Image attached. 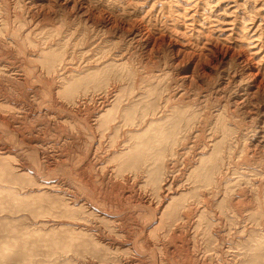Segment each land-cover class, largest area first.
<instances>
[{
	"label": "rangeland",
	"instance_id": "obj_1",
	"mask_svg": "<svg viewBox=\"0 0 264 264\" xmlns=\"http://www.w3.org/2000/svg\"><path fill=\"white\" fill-rule=\"evenodd\" d=\"M3 48L15 52L7 55L15 65L26 60L33 79L28 87L33 84L46 97L52 83L68 107L84 96L112 94L113 100L119 90L100 113L115 118L109 138L102 136L103 128L96 137L85 125L78 129L69 117L74 136L62 145L77 154L78 165L91 145L102 142L103 159L92 171L98 194L114 197L119 183L146 194L149 206L133 210L153 237L157 219L186 223L183 211L194 209V226L184 228L199 242L201 259L262 263L264 86L252 82L238 54L241 48L251 55L260 50L253 57L264 79V0H0L1 53ZM225 51L235 55L216 67L215 57ZM3 71L0 87L33 97ZM169 98L170 109L164 104ZM0 112L20 117L32 129L45 127L42 117H25L14 103L0 101ZM178 118L184 124L172 125ZM25 154L38 165L37 151ZM16 162L0 153V264H107L125 254L90 229L100 224L120 234L109 216L43 187L47 173L20 171ZM107 164L116 170L107 171ZM55 172L89 194L69 166Z\"/></svg>",
	"mask_w": 264,
	"mask_h": 264
},
{
	"label": "bare ground",
	"instance_id": "obj_2",
	"mask_svg": "<svg viewBox=\"0 0 264 264\" xmlns=\"http://www.w3.org/2000/svg\"><path fill=\"white\" fill-rule=\"evenodd\" d=\"M8 23H10V21ZM6 28V31L8 32L10 30V26ZM4 50L5 49L3 48V51ZM241 50H239L240 52L238 54V59L242 63L246 64L247 72L245 73H247V75L252 78V82H254V84L258 88H263L264 79L260 78L261 75H263L262 69L260 67L261 65L259 64L260 62L256 61L253 57V55H256V52L260 50L254 51L252 55L248 54L246 50H243L242 52ZM13 52L10 50H5V52L2 53L0 52V68L3 69V72H5V74L8 76L12 74V78L14 79V81H16L15 84L22 83L26 85V88H29L33 92V97L30 98V96H26L24 94L21 96L19 93L22 94V91L19 90L17 87L16 90H18H14L15 93L19 91V95H12L7 89L0 87V101H6L10 104L14 103L15 107L17 106L18 109L23 110V116L25 117L30 115H37L38 117H42L45 121V127H38L32 129L30 125L28 126L25 120H21L20 117H9L7 114L0 112V153L3 156L15 157V159L17 160L16 163L20 171L33 173L32 175H35L37 177L44 176L43 173H47L49 176L46 174L48 177L46 178L47 180L45 181V183H43V187L64 191L71 203H81L88 209L109 216L112 225L117 228V233L120 234H114L108 231L106 227L100 224H94L90 228L96 234L98 240L104 242L109 248L115 250L125 249L124 255L119 252L122 255H120V258L117 262L107 260L109 261V263L107 264H214L213 260L215 258L213 259V257H210L208 261V258L206 260L200 258V255H198L199 251L197 245L199 242L195 239L193 240V238L187 232L189 231V228L194 226L190 219L197 212L196 210L190 209L183 211L182 215L186 218V223L182 224H178L177 219L173 217H169L167 221H165L163 218L160 220L157 219L158 224L155 229L157 233L156 236L153 237L151 234L152 232H150V230L148 229L146 222L140 219L141 217L138 213V209L136 211L133 210L136 206H140L139 208L143 210V206H147L149 204V200L145 196L146 194L144 195L143 193H140L141 191L138 190H130L133 187H131L129 189L130 191H128L127 187L122 186L121 183H119L120 187L117 188L118 191L114 195V197L109 196V194H107L106 192L98 194L95 191L94 185L92 183V171L94 169H97L98 165L101 164L99 163V161H101L100 159L102 158V156H100L99 150L103 147L102 142H98V146L91 145L89 151L85 153L83 157L81 156L82 160L81 163L78 165H76L75 163L77 154H72L71 152H66L62 149V145L67 140H69L68 138L74 136V134L69 129V117L71 118L69 120L74 121L75 127H77L78 129L80 128V125H83V127L84 125L87 126L93 133L94 137H96L97 130L102 128V136L105 138L110 137L111 131L116 128L115 118H111L109 115L104 117L101 116L100 113L104 111L109 105H112L115 100H117L116 98L119 96V93L117 91L119 90L116 88L113 92V95L115 96H113L115 98V100L113 98L114 101L110 98L112 94L110 95V97L109 95H100L97 97L84 96L82 99H76L73 103V107H68L63 101L58 98L55 89H53V87L51 86L52 83L51 85L49 84L50 81H45L49 84L48 95L46 97L41 95L38 92L39 88L32 86L33 84L28 87V84L33 79L26 67V60H20L18 65H15V62H11L7 56L9 54H13ZM234 55V52L233 54L228 51H225L223 53L219 52V55H217V57H215L216 59H214L216 60L215 66H218V62L220 64L226 58L232 57ZM21 67L23 68V70L21 69ZM32 71L34 74L37 70L35 68ZM169 101L171 102L172 99L169 98L164 103L165 105H167L166 107L168 108L173 105V101L171 103ZM165 105L163 107H165ZM190 120L192 119L189 116L185 120V124L189 125ZM175 121H178L179 124H184V118H178L174 120L172 125L177 124ZM168 123V126H170L171 123ZM45 129H47L48 132ZM204 136L201 137L204 138ZM27 150L37 151L36 159L39 161L38 165L31 162L28 156H26L25 152ZM62 164L69 166L70 172L74 171L79 174V182L77 183H82L85 188L89 191V194L80 192L79 188L77 187V184L73 183L71 180H64L61 176L58 175V173L55 172L56 170L62 167ZM104 168L109 172H113L114 170H116L115 166L112 164H107ZM125 180H129V178L125 177ZM205 204H207L206 201ZM147 208L148 207H146V209ZM210 212L208 213L210 214ZM150 213H152L153 216L155 215L153 212ZM215 214L218 215V217H216L217 222L222 223V212ZM186 226L189 227L188 229L186 228L187 231L184 228ZM219 238L221 239L222 236L218 237V239ZM207 241L209 240L207 239ZM216 244L222 243L218 242ZM208 250L209 249L207 248V251ZM221 252L220 249H217V253L222 255ZM209 253H211V250ZM206 256L208 257V254ZM219 261L221 262L222 260ZM261 261L262 263L255 262L253 264H264V258ZM216 263L218 264V262Z\"/></svg>",
	"mask_w": 264,
	"mask_h": 264
}]
</instances>
